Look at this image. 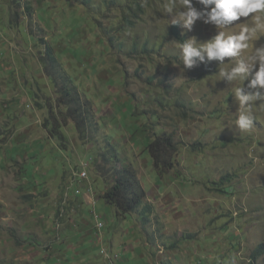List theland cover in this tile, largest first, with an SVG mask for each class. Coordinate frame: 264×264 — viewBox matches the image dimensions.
I'll return each mask as SVG.
<instances>
[{
	"label": "rangeland",
	"instance_id": "obj_1",
	"mask_svg": "<svg viewBox=\"0 0 264 264\" xmlns=\"http://www.w3.org/2000/svg\"><path fill=\"white\" fill-rule=\"evenodd\" d=\"M126 1L0 0V203L12 210L0 237L12 231L28 246L27 230H45L51 214L87 264H264V252L252 256L264 247V88L249 87L258 62L228 78L264 47V28L237 57L187 66L182 43L199 47L255 20L220 28L201 18L188 29L179 2L168 13V0L133 12ZM173 20L184 42L170 34ZM237 87L259 97L241 106ZM82 102L91 114L78 128ZM162 132L171 146L157 155L172 167L158 173L145 145ZM124 166L145 198L115 214L103 195Z\"/></svg>",
	"mask_w": 264,
	"mask_h": 264
},
{
	"label": "clouds",
	"instance_id": "obj_2",
	"mask_svg": "<svg viewBox=\"0 0 264 264\" xmlns=\"http://www.w3.org/2000/svg\"><path fill=\"white\" fill-rule=\"evenodd\" d=\"M184 9L177 13L185 28L191 29L197 19H204L205 23L212 22L220 28H228L233 22L241 21V18H252L255 20L254 26H249L239 22L241 27L238 33L226 35L220 31L214 40L199 47L194 46V40H188L180 45L183 52V61L187 66L194 63L193 58L204 59V54L209 59L223 60L225 57H237L241 55L242 50L249 48V41L259 29L264 28V0H197V3L204 6L203 10H197L192 0H168L165 5V11L172 13L177 7V3ZM212 6L209 8V6ZM251 14V16H250ZM177 21L173 20L175 24ZM258 62V67H256ZM249 87L264 88V47L256 49L254 53H249L239 60L237 65L232 68L229 79L235 78L238 74L245 76L254 68ZM223 75V73H222ZM235 95L238 97L241 106L246 102L255 100L259 97L257 94H243L241 88L235 89ZM237 124L242 129H250L251 118L247 114H241Z\"/></svg>",
	"mask_w": 264,
	"mask_h": 264
},
{
	"label": "trees",
	"instance_id": "obj_3",
	"mask_svg": "<svg viewBox=\"0 0 264 264\" xmlns=\"http://www.w3.org/2000/svg\"><path fill=\"white\" fill-rule=\"evenodd\" d=\"M129 1L127 0L126 2H124V5L129 9L130 12H133L141 10V1L144 0ZM134 17H137V15H134ZM169 29L170 34L174 38L178 39L180 42H184V35L181 34V31H179L180 29H178L176 23L171 24ZM47 53L49 55V50ZM63 94L64 96H71V93L67 88L64 89ZM77 110L78 109L74 107L72 112H77ZM90 114L91 112L89 113L88 109L85 107V104L82 102L81 111H79L78 116L75 117L78 128H80V123L83 124L88 119ZM145 138H147V135ZM160 146H162L161 151H164L169 146H171L170 137H166L164 132H162L160 135H155V138L152 141L147 142L145 145V149L152 155L153 166L155 170L158 173H163L164 170L162 167H165V164L167 165L166 168L172 167V163L171 161L166 162V159H161L160 156L157 155L158 151L160 150ZM113 171V182L103 195L107 204L114 206L117 212L115 214H126L131 211L137 210L143 204L145 191L142 188L139 180L137 179L135 171L129 166H124ZM149 209L150 205L144 204L140 209V213H147L149 212ZM146 218L147 217L143 216L142 220L146 221ZM262 252H264V247H262V244H259L258 247H256L255 252L252 253V256L255 257L256 254Z\"/></svg>",
	"mask_w": 264,
	"mask_h": 264
},
{
	"label": "crops",
	"instance_id": "obj_4",
	"mask_svg": "<svg viewBox=\"0 0 264 264\" xmlns=\"http://www.w3.org/2000/svg\"><path fill=\"white\" fill-rule=\"evenodd\" d=\"M9 206L10 205L6 204L4 200L0 203V230L2 232L6 231V229L1 227L3 226L2 223L9 219L8 216L11 217L9 213H11L12 210ZM37 216H43V213ZM47 217H49V220L46 219ZM13 219L16 220V215L13 216ZM44 220L49 222V227H45V230H41L40 233L37 234L31 231V229L27 230L28 236H25V239L30 240L28 241L30 244L28 246L21 242L24 238L21 240L18 235L15 236L12 231H9L11 235L3 237L4 239L0 237V246L8 245L6 249L2 248V250L5 249L6 251H1L0 249V253L4 255L2 256V258H4L3 264H87L90 262V260H85L84 257L80 255L85 251L81 247L78 249V245H64L65 242L68 241L67 237L65 235L66 240H61L60 234L63 232L61 226L60 232H57V229H51L52 225H55V228L59 227L56 223L53 224V222H51V214L45 216ZM24 231L25 229L23 228L22 232ZM55 233L58 236L56 238ZM45 238H47L48 241H45ZM31 241L34 243H31ZM54 241H59V245H54Z\"/></svg>",
	"mask_w": 264,
	"mask_h": 264
},
{
	"label": "built area",
	"instance_id": "obj_5",
	"mask_svg": "<svg viewBox=\"0 0 264 264\" xmlns=\"http://www.w3.org/2000/svg\"><path fill=\"white\" fill-rule=\"evenodd\" d=\"M98 225H101V223H100V222H98Z\"/></svg>",
	"mask_w": 264,
	"mask_h": 264
}]
</instances>
